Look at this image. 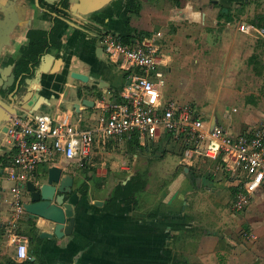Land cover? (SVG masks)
Listing matches in <instances>:
<instances>
[{"label": "crops", "instance_id": "0c3cea01", "mask_svg": "<svg viewBox=\"0 0 264 264\" xmlns=\"http://www.w3.org/2000/svg\"><path fill=\"white\" fill-rule=\"evenodd\" d=\"M59 1L0 0V11L13 5L19 14L0 65L8 66L0 73L3 79L23 74L21 82L26 84L16 94L15 105L21 102L29 111L40 96L44 102L31 114L55 119L69 114L82 128L93 125L96 105L118 101L127 77V71L109 64L102 51L99 36L111 32L126 42L140 35L160 44L164 70H159L165 71L168 86L164 99H185L182 102L199 107L195 114L206 128L220 126L235 136L250 132L264 119V33L257 31L264 30V0H110L86 14L71 11L79 0H66L64 9ZM243 22L256 31L240 32L237 26ZM34 31L50 39L45 52L50 57L37 84L32 61H26L22 73L16 70L30 36L39 35H30ZM72 72L87 81L72 78ZM196 75L203 76L201 87L215 96L213 100L194 89ZM12 90L10 86L0 91V98L6 100ZM158 140L176 142L180 148L174 167L161 155L155 166L157 180L151 181L156 189L145 180L152 162L146 151L153 143L139 146L135 139H110L94 142L83 160L55 156L53 164L73 175L72 192L78 197L71 233L57 238L40 236L50 234L52 225L35 222L24 212L13 220L12 208L3 199L11 184L6 167L15 150L6 134L0 135V200L7 209L0 215L5 223L0 264H264V186L246 208L235 210L241 174L216 170V163L207 158L184 165L180 139L163 134ZM140 147L146 149L139 155ZM50 165L39 164L29 181L44 175ZM134 177L142 186L140 193L112 200ZM13 236L29 240L28 260L16 258Z\"/></svg>", "mask_w": 264, "mask_h": 264}, {"label": "built area", "instance_id": "2783aa9c", "mask_svg": "<svg viewBox=\"0 0 264 264\" xmlns=\"http://www.w3.org/2000/svg\"><path fill=\"white\" fill-rule=\"evenodd\" d=\"M237 28L244 33L256 31L253 24L244 22ZM257 31L264 33L263 29ZM139 36L132 35L127 42L116 33L99 36L108 63L127 71V77L118 92V101H100L96 105L98 114L93 125L82 128L69 114L57 119L45 114L10 116L5 134L15 152L6 167L11 184L3 200L12 208L14 221L24 212L25 184L39 164H53L57 155L65 160H83L94 142L110 139H135L139 146L153 143L163 134L180 139L182 164L189 166L196 158H207L216 163V170L242 175L233 203L235 210L246 208L262 189L264 119L250 132L235 136L220 126L206 128L192 104L164 99L163 72L158 68L162 62L160 44ZM12 242L16 258L28 260L29 240L13 236Z\"/></svg>", "mask_w": 264, "mask_h": 264}, {"label": "water", "instance_id": "95a60500", "mask_svg": "<svg viewBox=\"0 0 264 264\" xmlns=\"http://www.w3.org/2000/svg\"><path fill=\"white\" fill-rule=\"evenodd\" d=\"M109 1L110 0H79L81 6H73L71 11L79 14L92 13L99 10ZM18 15L13 5H8L0 11V65L2 64L3 46L7 45L9 42L11 32L19 21ZM49 57V55L44 53L40 56L38 64L31 66L34 84L39 82L40 74L45 72V63ZM7 69L8 66L5 68L0 67V73ZM22 75L23 74L16 75L15 73H11L8 79H3L0 76V91H4L10 86H13V90L9 92L6 100L2 97L0 98V135L6 133V124L11 115L18 114L19 110L26 111L24 114H31L37 111L39 106L44 102L42 98L38 96L34 104L30 106L29 111L23 108L21 102L15 105L16 94L23 88V84H26V82H21ZM71 77L82 82L87 81L85 75L76 72H72ZM89 106H92L91 102ZM73 180L74 177L67 168L52 164L46 169L44 175L38 177L36 181L26 182L23 198L24 213L29 215L31 219H35V222L36 220H42L44 223L52 225V232L50 234L42 232L40 236H54L60 238L63 235L71 233L74 223L73 205L78 200L77 195L72 192ZM196 184H194L195 187ZM0 191L4 190L0 188ZM2 213L6 214L7 209L1 206L0 200V215ZM4 228L5 223L0 221V230L3 231ZM1 237L2 234L0 232V238Z\"/></svg>", "mask_w": 264, "mask_h": 264}, {"label": "rangeland", "instance_id": "374dc122", "mask_svg": "<svg viewBox=\"0 0 264 264\" xmlns=\"http://www.w3.org/2000/svg\"><path fill=\"white\" fill-rule=\"evenodd\" d=\"M160 66V65H159ZM158 66V67H159ZM159 69L161 70H164L163 69V67L162 66H160L159 67ZM165 72V71H164ZM163 72V73H164ZM203 76H201L200 75V78H202ZM195 79L193 80L194 81V89H196L197 90V93L198 94H200V95H202L203 97L202 98H207L208 97V95L210 94L209 92L208 93H206V92H204V90L202 89V87H201V84H200V78L198 77V75H196L195 77H194ZM162 79L164 80V87H163V94L165 93V92H167V89H168V86L166 85V75L165 74H163V77H162ZM191 88V85H190V87L188 88V89H190ZM190 92H191V89H190ZM188 94V93H187ZM188 96H190V94H188ZM214 95H209V98H210V101L211 100H213L214 99ZM168 98L167 97H165V100H167ZM169 100H173V101H176V102H179V103H184V102H182V101H186L185 99H180L179 101L177 100V98H175V97H169ZM181 101V102H180ZM191 101V100H190ZM196 101H198L197 99H194V100H192V102H195L196 103ZM194 104V103H193ZM195 105V104H194ZM196 106V105H195ZM194 106V107H195ZM195 110H200V108L199 107H195L194 108ZM162 140H158V139H156V140H154L153 141V144H152V146H151V148H150V150H148V151H146L147 153H149L148 155H150L151 157H152V162L150 163V166H149V168H148V172H147V174H145V175H147L146 177H145V180L147 181V182H151V181H153V179H155V180H157V178L156 177H154V174L158 171V169H157V171H155L156 170V168H155V166H158V164H160L161 162L159 161V159H161L162 157H161V155L163 154V155H167V160H168V163H170V165L169 166H175L176 164H177V158H178V156H176L175 155V153L177 154L179 151V148H180V146L179 145H177V143L176 142H168L167 141V143H165V142H161ZM150 144V143H149ZM141 148V152H139V151H137L136 153L137 154H141V153H145V149L146 148H143V147H140ZM167 153H170V154H167ZM178 155V154H177ZM165 157V156H164ZM147 165H149L148 163H147ZM150 178V180L149 179H147V178ZM167 181V180H166ZM145 182V181H144ZM146 182V184H148ZM159 182H160V179H159ZM159 182L157 181V184H159ZM161 184H162V182H161ZM151 185H153L152 184V182H151ZM148 186V185H147ZM153 189L155 188L156 189V187H155V185H153V186H151ZM140 191L141 190H139V193H140ZM149 191H151V188H150V190ZM24 232V231H23ZM14 252L16 253V251L14 250ZM178 262V264H189V262L188 261H181V263L179 262V260L177 261Z\"/></svg>", "mask_w": 264, "mask_h": 264}, {"label": "trees", "instance_id": "16d2710c", "mask_svg": "<svg viewBox=\"0 0 264 264\" xmlns=\"http://www.w3.org/2000/svg\"><path fill=\"white\" fill-rule=\"evenodd\" d=\"M67 1L61 0L60 6L61 9H64L67 7ZM39 34L32 37L30 36V42L28 44L27 49L25 50L24 55L22 58H20L16 63V70L17 74L22 73L25 69H27V62L32 61L34 65H37L40 59V56L43 55L48 47L50 46V39L47 36V34L40 32V31H34L31 32V34ZM27 61V62H26ZM183 147L181 148L180 155L182 156ZM142 189V186L138 184V178L134 177L131 178L130 181H128L124 186H121L118 188V192L115 193V196L112 198L115 199L119 196H132L136 191H139ZM172 264H178L177 261H174Z\"/></svg>", "mask_w": 264, "mask_h": 264}, {"label": "flooded vegetation", "instance_id": "af4514ba", "mask_svg": "<svg viewBox=\"0 0 264 264\" xmlns=\"http://www.w3.org/2000/svg\"><path fill=\"white\" fill-rule=\"evenodd\" d=\"M61 1V0H60ZM60 1H59V4H60Z\"/></svg>", "mask_w": 264, "mask_h": 264}]
</instances>
